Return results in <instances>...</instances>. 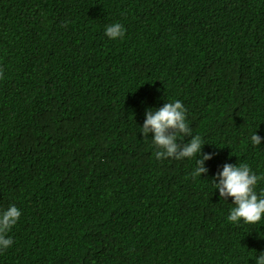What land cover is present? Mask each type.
<instances>
[{"label": "trees", "instance_id": "16d2710c", "mask_svg": "<svg viewBox=\"0 0 264 264\" xmlns=\"http://www.w3.org/2000/svg\"><path fill=\"white\" fill-rule=\"evenodd\" d=\"M174 99L213 155L201 178L139 133ZM256 131L264 0H0V210L21 211L0 264H254L264 221L229 223L211 181L264 173Z\"/></svg>", "mask_w": 264, "mask_h": 264}, {"label": "clouds", "instance_id": "9594fccd", "mask_svg": "<svg viewBox=\"0 0 264 264\" xmlns=\"http://www.w3.org/2000/svg\"><path fill=\"white\" fill-rule=\"evenodd\" d=\"M104 35L111 41L123 38L125 30L119 22L107 25ZM139 133L151 140L153 154L156 160L168 159L174 161H192L194 167L192 176L201 178L206 176L209 169L206 162L213 159V155L203 153L205 143L199 135H193L187 119V109L183 103L174 99L165 102L162 107L146 108L143 125ZM151 134V135H150ZM186 138L187 141L185 142ZM253 147H259L264 137L257 131L248 136ZM264 182V173L257 174L248 164L233 165L225 163L212 178L211 184L218 191L219 200L227 203L231 199L227 221L236 225H257L264 221V189L257 192L256 186ZM21 211L11 204L0 210V252L13 244L7 234L18 223ZM264 234H261V238ZM254 264H264V252L255 256Z\"/></svg>", "mask_w": 264, "mask_h": 264}]
</instances>
